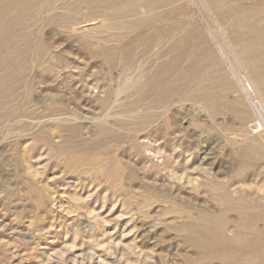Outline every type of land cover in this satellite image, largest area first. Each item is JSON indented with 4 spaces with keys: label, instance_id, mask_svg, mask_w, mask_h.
<instances>
[{
    "label": "bare ground",
    "instance_id": "1",
    "mask_svg": "<svg viewBox=\"0 0 264 264\" xmlns=\"http://www.w3.org/2000/svg\"><path fill=\"white\" fill-rule=\"evenodd\" d=\"M228 1L199 0L247 71V90L257 94L264 111V0H245L243 7L226 6ZM192 8L190 0H0V142L27 138L50 145L58 132V151L70 156L84 147L80 127L68 113L61 117L62 110L48 102L46 120L37 117L33 84L49 81L77 94L91 89L103 94L99 103L105 115L95 122L97 136L119 142L144 137L165 168L181 172L194 195L201 183L185 167L192 138L198 140L200 163L211 160L204 137L222 128L227 144L243 140L235 148L241 173L263 161L264 145L257 143L262 136H253L262 125L255 120L249 126L239 94L228 105L232 83L214 52L206 19H197ZM73 78L79 86L71 85ZM172 107L203 114L207 125L188 123V114L173 109L175 120L187 122L181 129L171 127L166 117ZM228 109L235 111L236 127H228ZM98 142L92 139L86 150H98ZM104 160L97 154L90 163L100 169ZM205 183L217 212L206 208L193 214L186 208L183 222L166 226L165 232H174L190 251L171 264H264L259 237L264 226H256L264 219V200L248 195L237 177ZM150 259L145 256L143 264H153Z\"/></svg>",
    "mask_w": 264,
    "mask_h": 264
},
{
    "label": "rangeland",
    "instance_id": "2",
    "mask_svg": "<svg viewBox=\"0 0 264 264\" xmlns=\"http://www.w3.org/2000/svg\"><path fill=\"white\" fill-rule=\"evenodd\" d=\"M190 3L197 19H206L214 52L232 83L228 105L239 94L242 108L252 120L249 126L252 128L255 120L262 125V130H253V136H262L257 143L264 145V111L257 94L247 90L246 82H250L247 71L236 59L218 23L199 0H190ZM231 3L240 7L248 4L245 0H230L226 6ZM46 41L49 43V39ZM73 80L71 85L76 87L78 84ZM47 82L33 84L31 104L39 120H46L44 110L53 104L55 111L64 113L61 117L68 113L74 118L85 145L95 139L100 140V147L94 152L87 151V145L77 147L69 156L56 149L58 132H54L50 145L27 138L14 143L0 142V264H143L145 256L151 258L149 262L153 264H171L178 262L177 255L187 250L182 248L174 232H165L166 226L183 222L186 208H192L193 214L206 208L217 212L212 196L205 194L206 178L227 183L237 177L248 195L264 200V160L241 173L235 148L242 145L243 140L227 144L221 135L227 134L225 128L216 136L204 137L211 146L208 162H198L195 154L198 140H191L185 157L191 161L186 162L185 167L197 175L198 184L201 183L194 195L191 187L180 180L181 172L175 174L171 167L165 168L144 137L134 136L119 142L97 136L95 122L105 115L99 103L103 94H98L96 89L77 94L76 89L65 91ZM185 108L172 107L166 117L171 127L181 129L187 122L180 118L175 120L173 109L188 114V123L193 120L195 126L207 125L203 114L193 109L187 113ZM228 112L226 118L235 119L234 109ZM108 115L107 121L112 125ZM31 122L37 123L28 120ZM227 124L237 126L236 121ZM92 152L108 159L98 164L100 169L90 163ZM256 226L263 228L264 219ZM232 228L230 225V230ZM259 237L264 251V232Z\"/></svg>",
    "mask_w": 264,
    "mask_h": 264
}]
</instances>
